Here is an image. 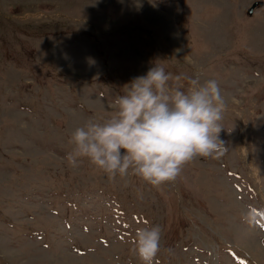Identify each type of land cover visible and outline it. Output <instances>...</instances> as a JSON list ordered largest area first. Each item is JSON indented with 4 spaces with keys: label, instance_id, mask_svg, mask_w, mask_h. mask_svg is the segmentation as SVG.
<instances>
[{
    "label": "rangeland",
    "instance_id": "rangeland-1",
    "mask_svg": "<svg viewBox=\"0 0 264 264\" xmlns=\"http://www.w3.org/2000/svg\"><path fill=\"white\" fill-rule=\"evenodd\" d=\"M255 1L0 0V264H140L132 241L149 224L162 228L159 264H264ZM156 64L219 82L228 150L159 187L110 181L86 158L69 167L75 129L110 117L124 85Z\"/></svg>",
    "mask_w": 264,
    "mask_h": 264
},
{
    "label": "clouds",
    "instance_id": "clouds-1",
    "mask_svg": "<svg viewBox=\"0 0 264 264\" xmlns=\"http://www.w3.org/2000/svg\"><path fill=\"white\" fill-rule=\"evenodd\" d=\"M123 89L110 117L89 119L72 133L69 167L86 158L110 181L134 176L159 187L174 182L194 159L219 158L228 150L220 138L227 105L216 79L173 77L156 64ZM161 235L160 225L136 229L131 251L140 264H159Z\"/></svg>",
    "mask_w": 264,
    "mask_h": 264
},
{
    "label": "water",
    "instance_id": "water-1",
    "mask_svg": "<svg viewBox=\"0 0 264 264\" xmlns=\"http://www.w3.org/2000/svg\"><path fill=\"white\" fill-rule=\"evenodd\" d=\"M263 5H264V2H263V1H261V0H257V1H255V2L250 6V8L247 10V14L251 16V15L253 14V12H254L255 9L260 8V7H262Z\"/></svg>",
    "mask_w": 264,
    "mask_h": 264
},
{
    "label": "trees",
    "instance_id": "trees-1",
    "mask_svg": "<svg viewBox=\"0 0 264 264\" xmlns=\"http://www.w3.org/2000/svg\"><path fill=\"white\" fill-rule=\"evenodd\" d=\"M19 30L22 31V32H21V36H20L21 38L24 37V36H23L24 33H26V32L29 31V30H27V29H25V28L19 27L18 30H16V32L19 31ZM30 34H31V33H29L28 35H30Z\"/></svg>",
    "mask_w": 264,
    "mask_h": 264
}]
</instances>
